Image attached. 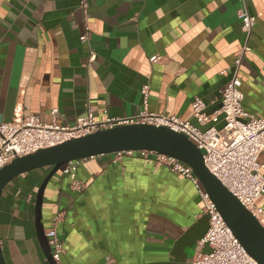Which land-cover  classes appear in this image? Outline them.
<instances>
[{
    "label": "crops",
    "instance_id": "0c3cea01",
    "mask_svg": "<svg viewBox=\"0 0 264 264\" xmlns=\"http://www.w3.org/2000/svg\"><path fill=\"white\" fill-rule=\"evenodd\" d=\"M0 0V123L33 113L73 125L130 117L145 108L177 115L202 129L192 102L209 113L222 103L235 54L244 109L264 115V0ZM256 17L250 35L239 11ZM88 26V41L80 36ZM94 61L87 65L90 50ZM160 59L152 62V56ZM264 164V152L259 157ZM50 167L19 175L0 203V241L8 264H49L36 226V194ZM264 172V169H263ZM82 190L61 171L42 205L44 234L57 224L63 264H192L209 216L193 182L139 154L83 160ZM264 207V197L258 200Z\"/></svg>",
    "mask_w": 264,
    "mask_h": 264
},
{
    "label": "built area",
    "instance_id": "2783aa9c",
    "mask_svg": "<svg viewBox=\"0 0 264 264\" xmlns=\"http://www.w3.org/2000/svg\"><path fill=\"white\" fill-rule=\"evenodd\" d=\"M80 7L85 17L89 14V0H80ZM244 30L250 35L256 17L246 8L239 11ZM89 27L80 36L88 41ZM251 50L249 44L244 45L235 54L232 75L222 91L221 106L209 113L207 104L201 97L192 102L193 117L200 125L219 122L221 116L225 121L221 128L211 125L206 129L184 120L177 115H165L147 109L150 85L144 84L141 91L145 108L139 114L130 117L107 116L96 119L92 109L85 117L79 118L73 125L57 122L58 109L51 111L52 120L41 119L30 113L19 121L0 123V169L18 156L36 152L38 149L60 144L71 138L83 136L100 129L111 128L120 124L149 123L157 126L165 125L186 134L204 153V160L209 170L244 204V206L264 226V207L258 200L264 197V164L259 157L264 152V115L257 117L244 109L242 79L240 70L243 59ZM95 50H90L87 65L94 61ZM160 56H152L155 62ZM117 158L123 155L139 154L168 167L175 173L190 179L198 190L203 201V212L209 216V228L199 241V246H207L206 251L198 250L192 264H258L247 252L231 227L227 224L210 194L204 189L193 168L176 157L151 150H125L115 153ZM84 159H76L65 164L61 171L72 180L73 188L82 190L83 183L77 179V171ZM51 247L52 258L57 264L62 263L64 241L57 231V224L46 232Z\"/></svg>",
    "mask_w": 264,
    "mask_h": 264
},
{
    "label": "water",
    "instance_id": "95a60500",
    "mask_svg": "<svg viewBox=\"0 0 264 264\" xmlns=\"http://www.w3.org/2000/svg\"><path fill=\"white\" fill-rule=\"evenodd\" d=\"M125 150H151L170 155L193 168L204 189L210 194L223 218L247 252L264 264V226L222 181L212 173L203 151L186 134L168 126L149 123L120 124L111 128L71 138L60 144L18 156L0 169V203L7 185L21 174L50 167L36 194V226L41 246L49 264H57L44 234L42 205L46 188L53 176L68 162ZM0 264H8L0 241Z\"/></svg>",
    "mask_w": 264,
    "mask_h": 264
},
{
    "label": "rangeland",
    "instance_id": "374dc122",
    "mask_svg": "<svg viewBox=\"0 0 264 264\" xmlns=\"http://www.w3.org/2000/svg\"><path fill=\"white\" fill-rule=\"evenodd\" d=\"M60 172H61V170L58 171V173H60Z\"/></svg>",
    "mask_w": 264,
    "mask_h": 264
},
{
    "label": "trees",
    "instance_id": "16d2710c",
    "mask_svg": "<svg viewBox=\"0 0 264 264\" xmlns=\"http://www.w3.org/2000/svg\"><path fill=\"white\" fill-rule=\"evenodd\" d=\"M61 170V169H60Z\"/></svg>",
    "mask_w": 264,
    "mask_h": 264
}]
</instances>
